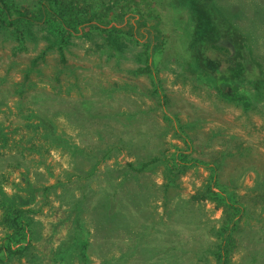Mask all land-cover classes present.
Instances as JSON below:
<instances>
[{"label":"rangeland","instance_id":"1","mask_svg":"<svg viewBox=\"0 0 264 264\" xmlns=\"http://www.w3.org/2000/svg\"><path fill=\"white\" fill-rule=\"evenodd\" d=\"M81 1L106 19L119 14L124 2ZM132 5L159 19L151 44L140 27L133 28L135 37L114 39L99 30L63 35L46 25H23V44L13 31L0 28V143L8 141L0 148V186L8 196L20 195L16 202L32 210L36 221L31 256L5 264H78L75 256L65 261L56 256L70 248L74 220L58 197L70 201L83 183L71 177L80 157L62 145L103 148L107 132L126 147L98 166L93 191L109 180V169L121 182L125 163L135 155L179 154L202 163L220 158V181L238 196L264 191V0H133ZM136 18L129 15L127 25ZM219 82L230 99L215 88ZM37 115L49 119V129L32 128ZM20 151L24 157L17 166L13 155ZM163 170L160 164L124 182L129 199L121 200L133 225L117 228L126 232L106 238L96 213H86L96 252L119 256L130 250L132 258L123 264H215L212 257L205 262L202 253L216 241L212 234L221 211L190 200L212 172L194 166L165 195ZM2 205L0 193V243L10 233ZM248 210L232 263L264 264V206ZM91 260L101 263L96 256Z\"/></svg>","mask_w":264,"mask_h":264},{"label":"trees","instance_id":"2","mask_svg":"<svg viewBox=\"0 0 264 264\" xmlns=\"http://www.w3.org/2000/svg\"><path fill=\"white\" fill-rule=\"evenodd\" d=\"M132 4L133 0H124L121 3V12L117 15L114 14L112 19H106L103 12H96V10L88 7L85 1L81 0H35L34 3L27 5L17 4L13 0H0V28L13 31L16 40L23 44L25 40L23 25H46L49 29L60 30L63 35H82L90 30H99L114 39L123 36L135 37L136 31L134 32L133 28L140 27L141 32L146 36L144 40L151 44L159 35V19L157 17H155L156 19L151 18L152 11L148 9L140 11L137 6ZM129 15H137V23L134 21L127 25ZM101 24L103 25L102 27ZM108 25L112 26L108 28ZM150 44L146 45L145 43V46L151 48ZM159 46L162 47V43ZM59 52L61 62H64L62 50H59ZM32 63L34 66L37 65L35 61ZM221 83H217L215 88L220 94L230 99L232 96L221 91ZM37 116L39 123L33 124L32 128L34 130L41 127L49 129L51 126L49 119L44 115ZM0 136L3 137L1 132ZM107 136L108 140L102 145L104 146L103 148L97 147L96 144H93L94 148L90 150L78 145H62L80 157L79 166L76 168L77 173H74L71 177L83 183H79L76 191L72 193L70 201H65L62 196L58 197L60 202L67 204L69 212L74 214V220L72 223L70 248L58 251L56 253L57 258L65 261L75 256L78 264H92L91 256L101 258L100 264H123L129 261L128 258H132L130 250L119 256H110L107 251H105L107 254L104 251L96 252L95 244L90 241L91 233L85 227L86 213L91 209L96 213L94 215L98 218L97 222L101 223V225L103 224V229L106 228V238L117 230H121L124 233L126 232L125 230L117 227L122 225L129 230V226L133 225L131 219L133 216L125 213V204L123 203V200L128 198L127 191H124L126 187L124 182L128 178L137 179L138 175L146 173L161 164L164 166L162 191L166 195L172 187L178 185L181 175L194 166L202 165L209 168L212 174L204 185L195 191L190 200L212 203L221 211L222 215L219 228L216 231L213 229L212 235L216 237V241L212 243L210 248L205 249L202 254L206 258L205 262L212 257L215 264H233L232 254L237 248V233L241 230V221L250 216L249 205L253 207L264 206V191L263 193L250 196H238L220 181L218 173L219 166L222 164L220 158L214 159L212 163H202L196 159L187 158L184 154L177 155V159H165L163 155H146L143 157L135 155L133 161L125 163L121 182L116 180L118 174H113V171L109 169V180L93 191L90 188V182L96 174L98 166L112 157V154L118 155L122 153L126 147L123 139L110 140V132H107ZM189 144L187 142V145ZM6 146H8V141L3 138L0 148ZM30 150H34V148H30ZM3 156L4 153L0 152V157L2 158ZM22 157H24V153L20 151V153L13 155V162L17 166L20 165ZM86 163L87 169H85ZM120 170L116 168L114 172L118 173ZM134 190L133 188L132 191ZM48 191L49 188L47 187L45 190L46 197L48 196ZM75 192H78V194ZM0 193L2 207L4 208L2 222L10 231L0 243V264H5L6 261L12 258H27L31 256V240L36 232V221L32 210L23 209L16 202V198L20 199V195L8 196L1 189V186ZM92 198H96V200L93 201ZM130 199L128 203L133 202L132 198ZM121 219L122 221L120 222ZM127 264L131 263L128 262Z\"/></svg>","mask_w":264,"mask_h":264}]
</instances>
